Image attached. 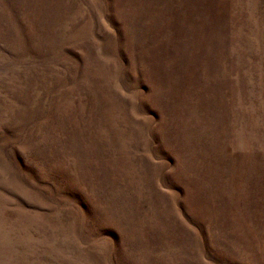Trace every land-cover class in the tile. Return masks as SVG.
I'll use <instances>...</instances> for the list:
<instances>
[{"label":"rangeland","instance_id":"374dc122","mask_svg":"<svg viewBox=\"0 0 264 264\" xmlns=\"http://www.w3.org/2000/svg\"><path fill=\"white\" fill-rule=\"evenodd\" d=\"M0 264H264V0H0Z\"/></svg>","mask_w":264,"mask_h":264}]
</instances>
